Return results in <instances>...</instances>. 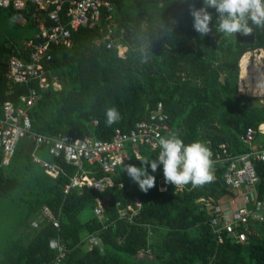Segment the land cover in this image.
Wrapping results in <instances>:
<instances>
[{"label": "trees", "instance_id": "1", "mask_svg": "<svg viewBox=\"0 0 264 264\" xmlns=\"http://www.w3.org/2000/svg\"><path fill=\"white\" fill-rule=\"evenodd\" d=\"M111 4V11L102 9L99 23L72 31L70 48L52 47L49 75L58 77L60 87L28 85L35 86L39 95L29 110L32 130L108 140L116 129L128 131L146 120L161 102L169 115V135H178L185 144L201 142L209 149L225 144L234 155L248 151L239 137L246 128L257 130L264 123V103L238 89V63L247 51L264 49V28L250 22L253 41L236 42L235 34L216 30V12L210 8L212 31L200 36L193 29L189 7H203V0H112ZM0 15L24 19L33 30L21 41L0 38L1 115L5 101L19 106L20 96L28 92L27 85L9 84L7 61L11 55L24 56L22 43L37 32L43 13L30 4L23 10L0 8ZM109 39L126 50L107 48ZM109 107L121 114L111 127L105 124ZM256 135L262 134L257 130ZM21 141L9 164L0 166V195L9 197L17 190L13 197L26 206V214L9 234L0 264H55L58 251L50 245L53 238L65 247L60 264H264V222L250 224L245 243L216 242L209 225L211 208L199 201L220 203L238 193L223 183L221 170L217 179L203 186L178 192L168 184L161 192L160 165L155 187L145 193L123 172V165H142L130 154L111 174L113 186L101 192L84 186L64 193L76 167L49 155L47 161L61 168L53 178L33 160V143L29 140L22 146ZM139 152L149 161L157 158L147 147L141 146ZM254 166L258 199L264 202V163ZM83 167L96 178L103 175L96 166L83 163ZM134 198L141 202L139 209ZM106 200L110 203L99 220L94 207ZM44 208L58 218V227L40 220ZM119 210L126 212L124 217ZM90 235L99 243H92ZM142 250L150 254L139 256Z\"/></svg>", "mask_w": 264, "mask_h": 264}, {"label": "built area", "instance_id": "2", "mask_svg": "<svg viewBox=\"0 0 264 264\" xmlns=\"http://www.w3.org/2000/svg\"><path fill=\"white\" fill-rule=\"evenodd\" d=\"M111 2L112 0H0V8L23 10L31 4L36 11L43 13V17L39 19L37 32L22 43L24 56L11 55L7 61L9 84L28 86L34 83L38 88H47L50 84L55 88L60 87L58 77L49 75L52 47L70 48L72 31L80 26H93L99 23L102 9L105 8L107 11L113 9ZM110 17L111 15L108 16ZM114 46L119 52L126 50L122 43L109 39L106 47ZM38 97L36 87L28 86V92L20 96L21 105L15 106L11 101L3 103L0 115L2 153L0 166L8 165L19 142L28 138L33 143L31 152L33 160L39 162L44 171L55 178L61 171L58 163L42 160L35 153L39 146L46 145L51 156L62 158L66 163L76 167L75 173L63 187L64 193L84 186L97 192L104 191L114 185L111 174L129 160L130 154L141 157L139 150L144 146L158 156L159 138L169 136V115L161 102L156 104L146 120L137 122L128 131L116 129L108 140L89 136L75 137L67 133H58L54 136L37 133L32 130L29 110ZM257 130L264 133V123L260 124ZM257 130L248 127L240 134V141L250 148L244 153L234 155L225 144L210 149L213 180L217 179V174L221 170L223 183L238 190L236 195L220 203H212L204 198L199 201L203 206L211 208L212 217L209 225L218 244L225 241L245 243L250 224L264 222V202L258 199V176L254 166L256 162L264 163V146L253 147ZM83 163L96 166L103 175L100 178L92 176L91 170L84 169ZM157 183L159 191L164 192L168 189L164 175L159 177ZM192 188L189 184L175 191L181 192ZM133 203L137 209L141 207L138 198H134ZM128 208L131 209L130 206ZM103 211L104 207L101 201H98L94 207V214L99 220L104 218ZM135 211L136 209H132L133 213ZM41 214V221L43 219L54 227L59 226L58 218L49 210L44 208ZM119 214L124 217L126 212L119 210ZM89 238L94 244L100 241L95 235H90ZM50 245L58 251L55 264H60L65 256L64 245L58 238L51 239ZM148 254L149 250L138 253L139 256Z\"/></svg>", "mask_w": 264, "mask_h": 264}, {"label": "clouds", "instance_id": "3", "mask_svg": "<svg viewBox=\"0 0 264 264\" xmlns=\"http://www.w3.org/2000/svg\"><path fill=\"white\" fill-rule=\"evenodd\" d=\"M215 9L217 20L216 30L225 35H249L254 25L264 28V0H203V7L196 8L190 5L189 13L193 18V29L200 35L206 36L212 28L213 14L208 9ZM121 114L116 107L105 110V124L111 127L120 121ZM159 154L156 159L147 160L140 156L143 167L123 165V172L139 186L140 191L147 193L155 187L156 178L149 174L148 166L156 172L163 165L165 182L175 189L189 184L192 187L203 186L213 181L211 173L212 153L201 142L185 144L176 134L161 137L158 140ZM123 163V162H122Z\"/></svg>", "mask_w": 264, "mask_h": 264}, {"label": "rangeland", "instance_id": "4", "mask_svg": "<svg viewBox=\"0 0 264 264\" xmlns=\"http://www.w3.org/2000/svg\"><path fill=\"white\" fill-rule=\"evenodd\" d=\"M24 21V22H23ZM26 22L24 19H16L14 17H2L0 15V38L6 36L8 39H19L21 41L24 36H27L33 33L31 28L25 26ZM262 54V55H261ZM264 50H252L247 51L243 54L239 60V83L238 89L242 94L248 97H254L259 99L262 103H264V92L261 94H256L250 89L251 82L255 80V74L253 72L254 78H250L251 81L244 78L242 75V66L248 71V75L251 76L252 66L257 65L261 69L264 74ZM245 58V59H244ZM244 60V65L241 60ZM247 60V61H246ZM246 66V67H245ZM36 155L42 159L47 160L49 158V152L44 147L37 150ZM136 167H143V165H138ZM160 171L159 167L156 172H152L151 167L148 166L149 174L155 176ZM17 193V190L12 191V196L0 195V259L2 257V250L6 244L8 237L11 235L10 233L15 229L18 222H20L25 217L26 206L15 197H13ZM87 210V209H86ZM84 210L82 213V218L86 216L87 211ZM37 219L35 220V223ZM10 234V235H9ZM129 257H127L128 259Z\"/></svg>", "mask_w": 264, "mask_h": 264}, {"label": "bare ground", "instance_id": "5", "mask_svg": "<svg viewBox=\"0 0 264 264\" xmlns=\"http://www.w3.org/2000/svg\"><path fill=\"white\" fill-rule=\"evenodd\" d=\"M243 65H244V62H243ZM242 68H243L242 69V76L244 78L248 79L249 83H250L251 79L247 76L246 69L243 66H242ZM252 69H253L254 74H255V80H253V82L250 83L251 84V90L253 91V93L255 92L256 94H261L264 92V74L262 73L261 69L258 66H255Z\"/></svg>", "mask_w": 264, "mask_h": 264}, {"label": "crops", "instance_id": "6", "mask_svg": "<svg viewBox=\"0 0 264 264\" xmlns=\"http://www.w3.org/2000/svg\"><path fill=\"white\" fill-rule=\"evenodd\" d=\"M24 22V21H23ZM245 54V53H244ZM244 62V60L242 59L241 60V62ZM243 62H242V64H243ZM255 66H257V65H254V66H252V68L253 67H255ZM259 67V66H258ZM253 69H252V72H251V76L250 75H248V71H247V76L248 77H250V78H254V76L252 75L253 74ZM241 77H242V75H241ZM251 89V88H250ZM260 134H262V135H255V137H254V141H253V147L254 148H260V147H262V146H264V133H261V132H259ZM30 144V141L29 140H27V139H23V141H21V145L22 146H27V145H29ZM36 153V152H35ZM106 207H107V205L110 203V201L109 200H106V201H101ZM104 207V206H103Z\"/></svg>", "mask_w": 264, "mask_h": 264}, {"label": "water", "instance_id": "7", "mask_svg": "<svg viewBox=\"0 0 264 264\" xmlns=\"http://www.w3.org/2000/svg\"><path fill=\"white\" fill-rule=\"evenodd\" d=\"M254 39V34L251 33L249 35H244V34H235V40L236 42H252ZM231 68H234V65H231ZM102 206H104V208L106 207L102 202H101Z\"/></svg>", "mask_w": 264, "mask_h": 264}]
</instances>
